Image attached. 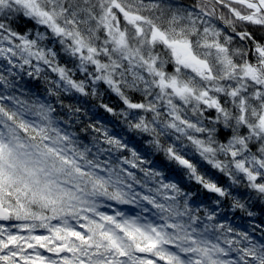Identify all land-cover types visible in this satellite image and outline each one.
<instances>
[{
    "label": "clouds",
    "instance_id": "1",
    "mask_svg": "<svg viewBox=\"0 0 264 264\" xmlns=\"http://www.w3.org/2000/svg\"><path fill=\"white\" fill-rule=\"evenodd\" d=\"M34 260L264 264V0H0V264Z\"/></svg>",
    "mask_w": 264,
    "mask_h": 264
},
{
    "label": "snow or ice",
    "instance_id": "2",
    "mask_svg": "<svg viewBox=\"0 0 264 264\" xmlns=\"http://www.w3.org/2000/svg\"><path fill=\"white\" fill-rule=\"evenodd\" d=\"M76 235H78V233L76 234ZM38 239H42L41 237H38ZM32 264H39V261H32Z\"/></svg>",
    "mask_w": 264,
    "mask_h": 264
}]
</instances>
